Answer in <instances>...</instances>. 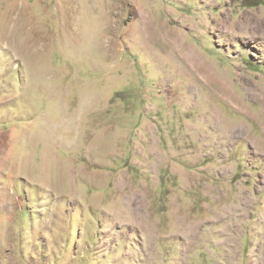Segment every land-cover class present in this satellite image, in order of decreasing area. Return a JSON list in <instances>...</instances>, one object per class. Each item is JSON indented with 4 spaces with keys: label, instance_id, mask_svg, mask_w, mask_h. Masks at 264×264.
I'll return each mask as SVG.
<instances>
[{
    "label": "rangeland",
    "instance_id": "obj_1",
    "mask_svg": "<svg viewBox=\"0 0 264 264\" xmlns=\"http://www.w3.org/2000/svg\"><path fill=\"white\" fill-rule=\"evenodd\" d=\"M0 264H264V0H0Z\"/></svg>",
    "mask_w": 264,
    "mask_h": 264
},
{
    "label": "bare ground",
    "instance_id": "obj_2",
    "mask_svg": "<svg viewBox=\"0 0 264 264\" xmlns=\"http://www.w3.org/2000/svg\"><path fill=\"white\" fill-rule=\"evenodd\" d=\"M189 58H190L191 60H193V56H192L191 54L189 55Z\"/></svg>",
    "mask_w": 264,
    "mask_h": 264
}]
</instances>
